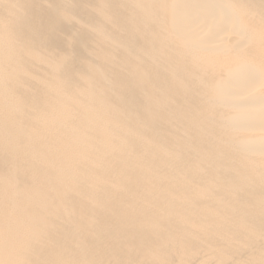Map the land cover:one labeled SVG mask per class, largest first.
Listing matches in <instances>:
<instances>
[{"label":"bare ground","instance_id":"1","mask_svg":"<svg viewBox=\"0 0 264 264\" xmlns=\"http://www.w3.org/2000/svg\"><path fill=\"white\" fill-rule=\"evenodd\" d=\"M0 264H264V0H0Z\"/></svg>","mask_w":264,"mask_h":264}]
</instances>
